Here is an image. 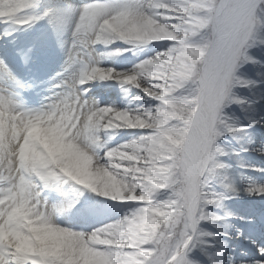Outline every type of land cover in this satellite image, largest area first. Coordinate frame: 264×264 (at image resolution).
I'll return each mask as SVG.
<instances>
[{"label":"snow or ice","instance_id":"obj_1","mask_svg":"<svg viewBox=\"0 0 264 264\" xmlns=\"http://www.w3.org/2000/svg\"><path fill=\"white\" fill-rule=\"evenodd\" d=\"M258 106L264 0H0V264H264Z\"/></svg>","mask_w":264,"mask_h":264},{"label":"bare ground","instance_id":"obj_2","mask_svg":"<svg viewBox=\"0 0 264 264\" xmlns=\"http://www.w3.org/2000/svg\"><path fill=\"white\" fill-rule=\"evenodd\" d=\"M238 92L243 94L245 90L239 89ZM262 107L264 108V106ZM233 110L235 111L237 121L240 124H246L247 120L244 119L245 113L241 111L239 106L232 105L230 108L225 109V112L231 113ZM261 111H264V109ZM247 115H251V112ZM262 135H264V131H260V126L256 125L255 127L246 129L244 133L238 134L236 138L225 136L218 140V145L224 148L226 155L217 156L216 159L220 163L227 165V167L217 170L210 178L209 186L214 191L220 192L224 190L221 183L224 177H227V180L224 182H230L233 185L240 186L257 175V173L252 171L251 166H256L257 168L264 167V157L254 155L251 152H245V154H243V151L239 152L235 150L236 148L240 149L241 145H245L249 136L252 137L253 143H255V140ZM240 199H252V197H248L243 192H240L233 198L222 201V204L226 207H233L234 201Z\"/></svg>","mask_w":264,"mask_h":264},{"label":"rangeland","instance_id":"obj_3","mask_svg":"<svg viewBox=\"0 0 264 264\" xmlns=\"http://www.w3.org/2000/svg\"><path fill=\"white\" fill-rule=\"evenodd\" d=\"M258 107H260V110H263L264 108L262 107V106H258ZM219 141H217V143H218ZM231 150H233V149H231ZM237 151V150H236ZM240 156V155H239ZM241 157V156H240ZM241 159H244V158H241ZM262 168H264V167H262ZM236 176H238L237 174H235Z\"/></svg>","mask_w":264,"mask_h":264}]
</instances>
